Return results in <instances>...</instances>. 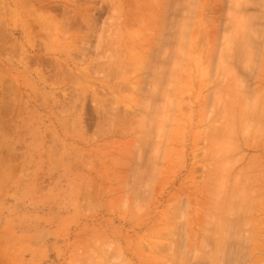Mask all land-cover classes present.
<instances>
[{
    "label": "rangeland",
    "instance_id": "374dc122",
    "mask_svg": "<svg viewBox=\"0 0 264 264\" xmlns=\"http://www.w3.org/2000/svg\"><path fill=\"white\" fill-rule=\"evenodd\" d=\"M0 264H264V0H0Z\"/></svg>",
    "mask_w": 264,
    "mask_h": 264
}]
</instances>
